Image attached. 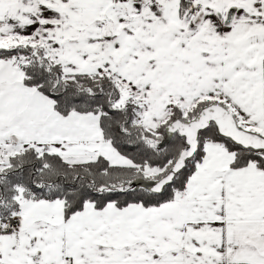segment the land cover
<instances>
[{
    "label": "snow or ice",
    "instance_id": "snow-or-ice-1",
    "mask_svg": "<svg viewBox=\"0 0 264 264\" xmlns=\"http://www.w3.org/2000/svg\"><path fill=\"white\" fill-rule=\"evenodd\" d=\"M0 264H264V0H0Z\"/></svg>",
    "mask_w": 264,
    "mask_h": 264
}]
</instances>
